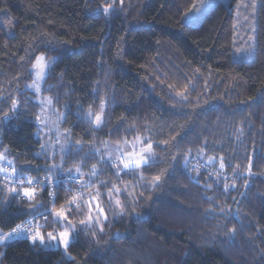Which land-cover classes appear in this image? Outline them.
Instances as JSON below:
<instances>
[{"label":"trees","instance_id":"1","mask_svg":"<svg viewBox=\"0 0 264 264\" xmlns=\"http://www.w3.org/2000/svg\"><path fill=\"white\" fill-rule=\"evenodd\" d=\"M196 1L0 0V147L18 175L49 174L26 89L41 56L70 143L63 167L78 173L53 201L44 187L0 182L1 235L31 220L46 237L58 210L103 219L66 251L0 243V264H264V0H210L184 23ZM241 4L242 17L254 9L248 59L234 56ZM137 138L151 146L146 164L117 173L102 147ZM202 155L231 186L189 168Z\"/></svg>","mask_w":264,"mask_h":264},{"label":"rangeland","instance_id":"2","mask_svg":"<svg viewBox=\"0 0 264 264\" xmlns=\"http://www.w3.org/2000/svg\"><path fill=\"white\" fill-rule=\"evenodd\" d=\"M216 1H220L226 6H228L232 0ZM248 2L249 0H247V3ZM213 4L214 2H210V0H197L193 4L190 13L183 15L182 21L184 23H191L192 21L200 17ZM243 8H246V6L244 4H241L238 8L236 7L234 12V20H236V22L234 23V42L235 45H237L234 51V56L236 58L248 59L252 56L253 53L252 50L254 40V20L252 19V16L254 9L252 11H248V13L246 12L245 16L242 17ZM49 65V61L45 60L41 56L35 60V63L33 65L34 76L32 82L27 85L26 89L33 95V102L37 105L36 125L38 129L36 137L40 142V150L37 155L41 157L44 161H46V168H48L50 172L49 174H46L35 181H31V184H29L28 180L30 178L18 175L14 171L13 161L10 159L8 151L0 147V182L5 187H7V189H9L10 186H14V192H16L17 187L22 186H34L33 188H35L36 192L38 189L41 190L44 187L48 190V193H50V198L53 201L54 190L57 189L59 185H64L65 182L73 183V181L77 180L73 176H78V173L75 169H64L63 167V164H66L65 162L69 153L70 143L68 141L66 132L61 129L63 113L59 112L56 109V107L53 105V101L50 96L43 92L44 79L48 73ZM99 122L96 121V124H98ZM146 140L147 139L143 141L137 138L135 142H125L123 143V145H104V147H102L103 156L105 157L106 161L109 162L110 167L116 170L117 173H120L121 170L124 171L125 169H129L131 167L134 168V166L125 168L124 164L127 163L129 160H139L141 159V157H143L144 159L147 158V156L150 154V150L146 151L147 149H149V145L147 146L145 144L147 142ZM114 159H122V161H120V166L117 164V166L114 167L116 163H111V161H113ZM190 167L194 170V173L202 169L209 170V174L216 178V180L224 182V185H226V187L231 186V180H227V176L222 174L223 164L221 163L214 164L212 160L205 159L202 155L199 156L197 160L192 159L191 164H189V168ZM213 171L215 172L214 174ZM25 190V188L22 189L23 195ZM29 191H32V189ZM86 200L90 201L88 203H92L90 198H86ZM58 211L52 213L55 218H59V220H57L59 222L58 228L55 229L54 232H51L52 236L56 238L50 239L48 234L46 237H44L40 233L44 237L43 242H41L39 238L36 239L40 240V243L46 249H60L62 251H66V248L68 244L72 241L73 235L77 229L100 228L99 218L102 216L101 210L92 213L91 209H87V214L89 215V217L84 223L71 220L69 216H67L66 210H63V212L67 219H64L63 217H58L56 215ZM49 212L51 213V210H48V213ZM102 221L103 219L100 218V223H102ZM29 223L34 228L33 234L35 235V233L38 232L35 228V224L31 220ZM64 231L69 232V243L67 244V246H65V244L60 238V233ZM18 238L19 237L15 232L11 231L8 234L4 235H1L0 232V243H7ZM31 241H34V239Z\"/></svg>","mask_w":264,"mask_h":264},{"label":"snow or ice","instance_id":"3","mask_svg":"<svg viewBox=\"0 0 264 264\" xmlns=\"http://www.w3.org/2000/svg\"><path fill=\"white\" fill-rule=\"evenodd\" d=\"M99 119H100V117L98 116L97 117V122H99ZM150 147L151 146H149V149H147L146 151L150 150ZM146 162H147L146 159L141 157V159H139V160H129L127 163L124 164V167L125 168H129L130 166L140 167L142 163H146ZM157 179H159V178L157 177ZM28 183L31 184V180L30 179L28 180ZM24 195L27 196L29 199H31V198H33L34 193L32 191H29V190L26 189L24 191ZM101 211H102V209H101ZM56 215L58 217H63L64 219H67V217L65 216L63 210L58 211L56 213ZM80 223H84V221H80ZM13 231H16V230L14 229ZM48 236H49L50 239H55L56 238V237L52 236L51 233H48ZM37 238H39L41 240V242H43L44 237L39 232H36L35 235L33 236L34 240L37 239ZM60 238H61L62 242L65 244V246H67V244L69 243V232L68 231H64V232L60 233Z\"/></svg>","mask_w":264,"mask_h":264},{"label":"built area","instance_id":"4","mask_svg":"<svg viewBox=\"0 0 264 264\" xmlns=\"http://www.w3.org/2000/svg\"><path fill=\"white\" fill-rule=\"evenodd\" d=\"M120 161H122V159H120L119 161H111V163L115 162L116 164L114 165V167H116L117 164L118 165L120 164ZM29 222H30V220L19 225V227L17 226L16 228H14L16 231H13L14 230L13 229L12 232H15L19 238L33 240L34 228L32 227V225Z\"/></svg>","mask_w":264,"mask_h":264},{"label":"crops","instance_id":"5","mask_svg":"<svg viewBox=\"0 0 264 264\" xmlns=\"http://www.w3.org/2000/svg\"><path fill=\"white\" fill-rule=\"evenodd\" d=\"M146 163H144V164H142L140 167H142V166H144ZM140 167H137V168H140ZM136 167H131V168H129V169H125L124 171H128V170H131V169H137ZM16 179V178H15Z\"/></svg>","mask_w":264,"mask_h":264}]
</instances>
